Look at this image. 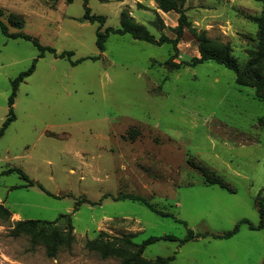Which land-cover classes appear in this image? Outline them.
Instances as JSON below:
<instances>
[{
  "label": "rangeland",
  "instance_id": "rangeland-1",
  "mask_svg": "<svg viewBox=\"0 0 264 264\" xmlns=\"http://www.w3.org/2000/svg\"><path fill=\"white\" fill-rule=\"evenodd\" d=\"M263 5L264 0H187L190 25L177 49L111 34L101 54L97 30L120 29L123 13L156 39L172 40L180 15H163L155 0H90L91 14L106 18L100 25L81 21L84 0H0V21L10 33L30 35L58 53L71 51L72 61L100 56L73 66L46 54L20 84L17 120L0 138V204L11 212L9 221L0 219V264H122L124 258L105 259L88 243L99 239L137 252L125 240L140 246L151 237L185 239L188 229L218 234L242 219L258 224L264 101L254 89L239 86L225 66L179 64L200 57L197 36L206 31L219 45L230 44L244 67L257 43V26L246 16L260 15ZM38 54L31 42L9 39L0 30V130L12 81ZM189 157L237 193L205 185ZM9 169H21L50 195L23 187L17 172L5 174ZM123 194L147 198L188 228L140 202L111 197ZM82 199L89 202L76 207ZM68 218L75 240L54 258L44 242L33 245L32 235L12 233L17 222L27 220L57 222L47 230L66 233ZM142 257L145 263L174 257L171 264H264V231L244 225L230 239L202 237L185 245L159 241Z\"/></svg>",
  "mask_w": 264,
  "mask_h": 264
},
{
  "label": "trees",
  "instance_id": "trees-1",
  "mask_svg": "<svg viewBox=\"0 0 264 264\" xmlns=\"http://www.w3.org/2000/svg\"><path fill=\"white\" fill-rule=\"evenodd\" d=\"M72 2L73 0H68ZM90 0H84L85 13L81 18L82 22H89L92 24L99 23L103 25L106 22V18L104 16L92 15L91 9L88 6V2ZM158 8L165 12H176L180 15L179 18V27L177 38L172 40L166 36H162L160 39H156L154 35H152L147 29L141 25H138L134 18L127 16L123 13L122 16V27L120 29L108 28L105 32H102L101 28L96 32V45L98 50L103 54L106 49V42L109 39L111 34L114 35H131L133 39L144 41L152 45L162 46L164 44H172L175 49H177L179 39L184 33L185 27L189 26L188 18L184 12V6L187 0H155ZM246 19L251 23H254L257 26V43L253 50L248 52L249 60L244 67H240L237 59L233 56V50L230 44L219 45L218 43L211 40L206 31H201L198 36V47L200 52V57L193 58L190 62H184L179 64L180 66H190L194 67L205 62H215L219 65L225 66L226 68L232 70L236 76V83L242 87H250L255 91V97L261 101H264V5L260 15L246 16ZM14 20H12L13 22ZM16 25V22H13ZM0 30L2 34L13 40L22 39L28 42H31L39 51L37 58L34 60L32 66L25 72L21 73L15 80L12 81V94L9 98L8 102V116L4 121L2 128L0 130V138L4 135L8 127L13 124L17 120V116L15 114V100L17 98L18 89L20 84H22L27 78L33 75L36 70L37 63L40 59L45 58L46 54H51L55 58H64L71 61L73 66L81 63L82 61L87 60H96L99 57H88L78 61H72L73 52L65 51L62 53H58V51L50 46L42 45L38 39L33 38L30 35L24 33H10L9 27L0 21ZM173 61V60H172ZM176 65V64H175ZM178 66V65H177ZM178 66V67H180ZM189 164L194 167L204 178V184L207 186H219L232 194L236 193V190L227 183L224 179H222L215 171L203 165L196 158L189 157ZM13 172H17L21 179L26 183L23 187H38L41 191L46 192V190L41 185H36V183L28 177L21 169H9L5 172V174H11ZM19 188L15 187L14 189ZM22 188V187H21ZM49 194L48 192H46ZM50 195V194H49ZM110 197L109 195H105L104 198ZM115 201L121 200H132L135 202H140L145 205L152 212L166 218H171L176 222L185 225L188 228V224L178 219L175 215L169 212H163L159 210L156 205L150 203V201L139 195V194H123L117 197L111 196ZM89 202L86 199L80 200L76 207L80 206L83 203ZM256 208L260 217V222L258 225L251 223L248 219L240 220L234 227L233 230L224 233H211L206 232L205 234L195 233L193 230L188 229V235L185 239H178L175 236L167 235L163 237H151L145 240L140 246L134 244L130 240H125L126 243L130 246L137 247V252H131L126 248L117 247L113 243L105 242L102 240H95L88 243V247L93 250L99 252L103 258L108 257H122L124 258L122 264H171L174 261V257L163 258L158 257L154 262H144L143 254L146 248L152 244H155L159 241L166 242H177L180 245H185L187 242L195 241L202 237H211L214 239L224 240L230 239L236 234L240 232L242 226L247 225V227L252 231H264V188L259 192L255 199ZM66 215L61 216V218H66ZM11 218L10 210L4 206V204H0V219L9 221ZM68 232L62 233L57 230H53L50 233L47 230V226L57 223H50L46 221H36V220H27L20 221L16 223V228L13 230V236L18 237L22 233H28L32 235V244L35 245L37 242H44L47 245V253L49 257L54 258L59 249L64 246L71 247L75 238L73 235L74 227L71 222V218H68ZM125 243V242H124Z\"/></svg>",
  "mask_w": 264,
  "mask_h": 264
},
{
  "label": "crops",
  "instance_id": "crops-1",
  "mask_svg": "<svg viewBox=\"0 0 264 264\" xmlns=\"http://www.w3.org/2000/svg\"><path fill=\"white\" fill-rule=\"evenodd\" d=\"M161 13H163L162 11H160ZM161 13H160V15H161ZM163 15H166V16H172L173 14L172 13H167V14H163ZM197 58H199L198 56H196ZM195 58V57H194ZM56 59H58V58H56ZM247 144H248V142H247ZM250 144V143H249ZM257 144H259L258 142H256V143H254V144H251V145H257ZM236 193H237V191H236ZM235 193V194H236ZM234 194V195H235ZM259 194V193H258ZM257 194V195H258ZM257 197V196H256ZM256 199V198H255ZM256 207V206H255ZM257 209V208H256ZM256 225H258V224H256ZM262 264H263V261H262Z\"/></svg>",
  "mask_w": 264,
  "mask_h": 264
}]
</instances>
